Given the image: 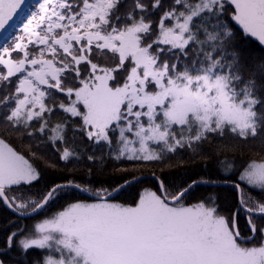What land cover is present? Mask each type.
I'll return each instance as SVG.
<instances>
[{
	"label": "snow or ice",
	"instance_id": "1",
	"mask_svg": "<svg viewBox=\"0 0 264 264\" xmlns=\"http://www.w3.org/2000/svg\"><path fill=\"white\" fill-rule=\"evenodd\" d=\"M0 264H264V0H0Z\"/></svg>",
	"mask_w": 264,
	"mask_h": 264
},
{
	"label": "trees",
	"instance_id": "2",
	"mask_svg": "<svg viewBox=\"0 0 264 264\" xmlns=\"http://www.w3.org/2000/svg\"><path fill=\"white\" fill-rule=\"evenodd\" d=\"M35 5V4H33ZM31 6V5H30ZM7 216L2 208H0V225H3L4 221L6 220ZM3 232L0 231V238H2Z\"/></svg>",
	"mask_w": 264,
	"mask_h": 264
},
{
	"label": "water",
	"instance_id": "3",
	"mask_svg": "<svg viewBox=\"0 0 264 264\" xmlns=\"http://www.w3.org/2000/svg\"><path fill=\"white\" fill-rule=\"evenodd\" d=\"M32 2L33 0H26V5L29 6Z\"/></svg>",
	"mask_w": 264,
	"mask_h": 264
},
{
	"label": "rangeland",
	"instance_id": "4",
	"mask_svg": "<svg viewBox=\"0 0 264 264\" xmlns=\"http://www.w3.org/2000/svg\"><path fill=\"white\" fill-rule=\"evenodd\" d=\"M36 3H37V0H33V2L30 5H33V4H36Z\"/></svg>",
	"mask_w": 264,
	"mask_h": 264
}]
</instances>
